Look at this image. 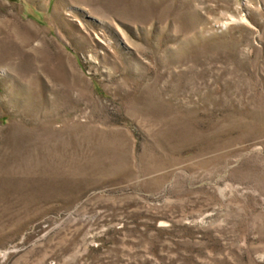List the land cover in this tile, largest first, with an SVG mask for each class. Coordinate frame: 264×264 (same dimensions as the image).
I'll return each mask as SVG.
<instances>
[{
    "label": "rangeland",
    "instance_id": "obj_1",
    "mask_svg": "<svg viewBox=\"0 0 264 264\" xmlns=\"http://www.w3.org/2000/svg\"><path fill=\"white\" fill-rule=\"evenodd\" d=\"M0 264H264V0H0Z\"/></svg>",
    "mask_w": 264,
    "mask_h": 264
}]
</instances>
